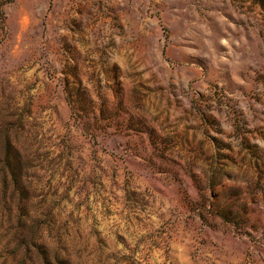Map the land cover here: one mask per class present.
<instances>
[{
  "label": "rangeland",
  "instance_id": "1",
  "mask_svg": "<svg viewBox=\"0 0 264 264\" xmlns=\"http://www.w3.org/2000/svg\"><path fill=\"white\" fill-rule=\"evenodd\" d=\"M0 264H264V0H0Z\"/></svg>",
  "mask_w": 264,
  "mask_h": 264
}]
</instances>
